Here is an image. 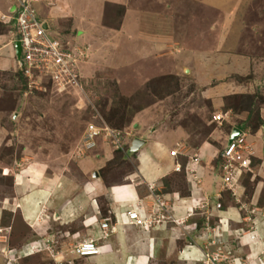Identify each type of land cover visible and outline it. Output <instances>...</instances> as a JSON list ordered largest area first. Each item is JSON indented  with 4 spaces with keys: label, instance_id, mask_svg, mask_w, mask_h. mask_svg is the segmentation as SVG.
<instances>
[{
    "label": "rangeland",
    "instance_id": "374dc122",
    "mask_svg": "<svg viewBox=\"0 0 264 264\" xmlns=\"http://www.w3.org/2000/svg\"><path fill=\"white\" fill-rule=\"evenodd\" d=\"M147 1L145 8L153 10L155 0ZM188 1L185 6L190 14L181 17V22L187 20L189 26L179 25L175 34L187 43L180 45L181 49L195 48L196 55L178 60L175 56L179 51L170 49L154 51L147 59L134 57L136 47L119 35L117 25L121 9L117 6L118 9L110 8L104 13L103 29L91 31L94 37H101L98 43L91 38L87 47L81 46L84 44L69 41L67 31L65 36L51 27L46 32L50 38L69 42L72 48L84 52L77 64L76 88L64 92H57L50 86L45 91L28 90L15 72L0 73V264H92L71 253L76 242L86 237L79 230V222L70 225L50 222L51 212L43 208L41 214L46 223H41L40 227L46 235L40 238L31 231L30 221L24 220L14 209L11 198V175L19 174L28 164L30 168L25 174L31 177V172L40 167L46 177H66L80 183L76 165L89 152L79 149L86 125L113 129L122 139L121 150L112 155L114 165L111 162L103 173L106 183H117L124 173L132 170L134 157L121 165L115 164L120 162L119 155L134 136L142 133L144 136L152 130H157L159 136H187L186 145L197 148L205 144L216 153V157H209L213 161L208 164L216 167L224 146L221 136L227 125L244 123L251 128L256 125L254 113L264 108V0H201L200 6ZM154 13L157 17L161 15L159 10ZM70 21L67 17L62 29L65 30ZM221 23V34L216 37L217 30H209L210 24L217 27ZM247 112L249 118H238H244ZM218 113L226 116L221 129L214 131L216 125L210 123L211 116ZM98 139L92 151L99 146L101 140ZM182 177V170L178 171L169 183L183 190ZM249 178H243L236 193L239 203H235L238 214H246L247 218L252 214L245 211L253 207L248 199L258 187V178ZM35 187L27 183L20 193L26 190L33 193ZM220 194L222 200L233 201L226 191ZM53 196L57 201L66 197L56 193ZM96 203L99 214L111 223L112 216L105 200L98 198ZM195 217L192 220L200 224L199 230L205 223V216ZM206 224L219 225L214 218H207ZM232 232L236 235V231ZM220 237L212 232L201 240L202 260L207 255L220 259L219 264H222V256L243 255L226 238L223 243L228 245L227 253L220 247ZM231 238L230 235L228 239ZM208 240L212 241L207 244ZM181 246L176 242L169 248L162 247L164 252L158 251L147 264H180L176 258Z\"/></svg>",
    "mask_w": 264,
    "mask_h": 264
},
{
    "label": "crops",
    "instance_id": "0c3cea01",
    "mask_svg": "<svg viewBox=\"0 0 264 264\" xmlns=\"http://www.w3.org/2000/svg\"><path fill=\"white\" fill-rule=\"evenodd\" d=\"M192 1L199 6L202 3L201 0ZM147 2V0H35L32 5L38 18L48 28L51 27L64 36L67 31L69 41L77 45L82 43L84 45L81 46L86 45L87 47L91 38L95 43V39L97 43L102 41L99 35L94 37L91 31L95 28L103 29L104 13L110 8L118 9L117 6H119L121 9H119L121 15L117 25L119 35L122 34L126 43L132 42V46L136 47L134 57L147 59L154 51L162 52L170 51V49H176L175 52L179 51L180 54L175 56L178 60L185 56L188 57L187 55H196L195 48L182 47L181 49L180 45L185 46L187 43L175 34L179 25L189 26L187 20L181 22L183 20L181 17L187 16V13L190 14L185 6L189 1L155 0L153 10L145 8L144 3ZM158 5L160 8L157 9ZM14 10L15 3L10 0H0V73H14L18 68L12 47L14 36L11 18ZM157 10L161 12L158 17L154 13ZM67 17L71 21L64 30L62 25ZM173 21L176 22L175 25L172 24ZM209 28L213 32L217 30L214 33L217 37L221 34L219 30L223 28V23L217 27L210 24ZM164 55L163 57L167 56ZM248 114L247 112L244 118L243 116H238V118L247 119ZM254 117L260 125L255 128L245 126L243 129L246 134V145L251 153L254 177L258 178V187L248 199L254 209V213L248 218L246 214L243 216L238 214L236 204L232 200L220 198L222 190L217 176V166H208L213 161L209 157H216V153H212L205 144L197 148L186 145L184 139L187 136H159L157 130L149 131V134L144 136L143 133L134 136L143 144L131 153L132 156H127V160L134 157L133 168L124 173L117 183H105L100 175V170L112 159L113 155V151L102 141L94 151L87 152L83 160L77 161L80 183L67 180L66 177H61V179L56 176L46 177L40 167L31 172L33 175L31 177L25 174L30 168V164L26 165L19 174L11 175V198L14 202V209L24 220L30 221L31 231L40 238L46 235L40 227L41 223H46L41 214L44 209L51 212L50 222L60 221V225L79 222V230L87 238L99 233V225L103 219L99 216L96 201L98 198H103L112 216L111 223L105 222L109 227L111 226L112 232L106 240L97 243L100 246L97 256L80 258L92 264H147L158 251L164 252L162 247L169 248L176 242L182 244L176 258L180 264H202L204 248L200 243L202 239L211 236L212 232H216V236L221 235L222 245L219 242L218 244L227 253L228 245L223 243L226 238L229 244L234 243L239 251L243 252L241 257L232 258L226 255L223 258L222 256V264H264V108H258ZM210 123L214 124L212 121ZM232 127L240 129L238 125L229 123L224 136H221V144L226 143L228 132ZM216 129L221 128L216 126L213 130ZM172 150L177 152L175 158L167 154ZM191 158H196V165L190 161ZM176 164L179 165V170L182 168L184 172H182L184 175L182 177L183 190L169 183L171 177H175L178 173L173 170ZM188 170L194 171L199 178V182L196 185L192 184L191 188L187 183ZM25 180L29 184L36 185L35 192L31 193L30 190L24 191V189V193H20L27 184ZM57 186L60 188H56ZM54 193L63 194L66 197L62 201H57V197L53 196ZM259 196L260 199H258ZM155 198L162 203L163 207L153 213L150 209L155 207ZM239 200L242 202V197ZM200 202L206 204L202 209L197 208ZM216 203L221 206L219 211L214 209ZM135 206H138L144 214L152 213L154 223L147 230L131 226L126 222L124 212ZM201 215L203 218L205 216V218L216 219L219 225L208 224V230H205L203 225L197 230L200 224L194 223L192 219ZM53 218L55 220H52ZM195 218L198 220V217ZM27 227L31 229V226ZM244 227L247 229L244 230ZM224 231H226L225 234ZM232 231H236V235L233 236ZM230 235L232 238L228 239ZM247 236L253 238L249 240ZM210 241L212 240H208L207 244Z\"/></svg>",
    "mask_w": 264,
    "mask_h": 264
},
{
    "label": "built area",
    "instance_id": "2783aa9c",
    "mask_svg": "<svg viewBox=\"0 0 264 264\" xmlns=\"http://www.w3.org/2000/svg\"><path fill=\"white\" fill-rule=\"evenodd\" d=\"M15 3V10L11 18V28L13 31L14 42H18L20 50V59L16 61L17 69L21 73L22 79L28 90L45 91L48 86L54 88L55 91L61 92L68 89H74L78 86V60L84 56V52L79 48H72L69 42L50 38L47 35L48 26L41 21L33 9L35 0H10ZM226 116V115H225ZM225 116L220 113L211 116V121L216 126H221ZM234 133V137L229 140L230 135ZM246 134L244 130H238L235 127L228 132V139L220 150L217 163V176L222 191H226L234 201L238 204L236 193L240 190V184L243 178L250 176V180L255 178L253 165L251 162V153L248 150L245 141ZM99 138V139H98ZM96 139L107 144L114 151H120L122 147V139L118 131L104 127L97 128L92 124L86 125L80 139V150L91 151L95 146ZM130 143H128L129 148ZM169 156L175 158L176 150L169 152ZM190 161L196 165V158ZM175 172L179 171V165H174ZM187 183L191 188L199 182L197 174L188 170ZM193 184V185H192ZM198 209L204 208L205 202H200ZM155 207L151 208V212L163 207L155 198ZM238 208H241L239 206ZM214 209L219 211L221 206L219 203L214 205ZM254 213L251 207L245 212ZM144 214L138 206L126 211V222L134 227L147 230L154 223L152 213ZM207 218H205L204 229L207 228ZM112 228L103 221L99 225V233L92 237L82 238L73 246L71 253L76 258H90L99 254L100 246L97 244L100 240H106L111 234ZM241 235V234H240ZM251 240L253 237H249ZM220 259L204 255L202 264H219ZM261 264V263H260Z\"/></svg>",
    "mask_w": 264,
    "mask_h": 264
},
{
    "label": "trees",
    "instance_id": "16d2710c",
    "mask_svg": "<svg viewBox=\"0 0 264 264\" xmlns=\"http://www.w3.org/2000/svg\"><path fill=\"white\" fill-rule=\"evenodd\" d=\"M15 73H16V76L20 79V80H22L23 82H24V80L22 79V76H21V73L19 72V71H15ZM24 84H25V82H24ZM256 120V119H255ZM257 121V120H256ZM258 125H260V123L257 121V123H256V125L254 126V127H252V128H255L256 126H258ZM244 127H245V125L242 123V124H238V128H240V129H244ZM115 152V151H114ZM130 155H132V154H130ZM127 156H129V154L127 153V149L122 153V154H120L119 155V158H118V160H120V162H118L117 164H115V165H121V164H123V163H125L126 161H127ZM111 162H113V158L105 165V167L102 169V170H100V175H101V177L103 178V173L105 172V169L106 168H108L110 165H111ZM112 165H114V162L112 163ZM182 170V172H183V169L181 168L179 171H181ZM184 173V172H183ZM184 176V175H183ZM103 181H105V179L103 178ZM106 183V182H105ZM99 216L102 218V219H105V218H103L100 214H99ZM107 222V221H106ZM107 223H110V222H107Z\"/></svg>",
    "mask_w": 264,
    "mask_h": 264
},
{
    "label": "water",
    "instance_id": "95a60500",
    "mask_svg": "<svg viewBox=\"0 0 264 264\" xmlns=\"http://www.w3.org/2000/svg\"><path fill=\"white\" fill-rule=\"evenodd\" d=\"M12 47H13V54H14V58L16 61H19L20 59V50H19V44L18 42H13L12 43ZM234 137V133H232L229 137L228 141H231V139ZM143 142L141 140L138 139H133L130 142V146L128 148V153H133L135 152L137 149H139L142 146Z\"/></svg>",
    "mask_w": 264,
    "mask_h": 264
}]
</instances>
